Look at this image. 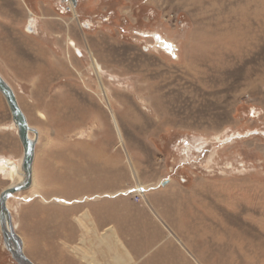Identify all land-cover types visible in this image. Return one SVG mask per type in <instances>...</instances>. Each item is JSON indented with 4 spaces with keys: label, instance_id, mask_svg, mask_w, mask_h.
Here are the masks:
<instances>
[{
    "label": "rangeland",
    "instance_id": "rangeland-1",
    "mask_svg": "<svg viewBox=\"0 0 264 264\" xmlns=\"http://www.w3.org/2000/svg\"><path fill=\"white\" fill-rule=\"evenodd\" d=\"M74 8L0 0V74L40 135L33 185L8 202L26 256L84 264L89 211L99 233L167 239V264H264V0ZM23 154L0 93V195ZM0 264H17L1 231Z\"/></svg>",
    "mask_w": 264,
    "mask_h": 264
},
{
    "label": "water",
    "instance_id": "water-1",
    "mask_svg": "<svg viewBox=\"0 0 264 264\" xmlns=\"http://www.w3.org/2000/svg\"><path fill=\"white\" fill-rule=\"evenodd\" d=\"M76 3V0H73ZM0 93L3 95L13 118L14 128L23 146L24 154L19 169L18 180L2 191L0 195V228L5 249L11 254L17 264H34L24 252L22 238L16 232L12 213L8 207L9 200L19 192L30 189L34 179V161L39 132L31 127L27 117L19 106L12 87L0 74ZM34 135L32 139L30 136Z\"/></svg>",
    "mask_w": 264,
    "mask_h": 264
},
{
    "label": "crops",
    "instance_id": "crops-1",
    "mask_svg": "<svg viewBox=\"0 0 264 264\" xmlns=\"http://www.w3.org/2000/svg\"><path fill=\"white\" fill-rule=\"evenodd\" d=\"M112 227V226H111ZM118 234L120 243L122 245V247H120V245H117V243L115 242L114 239H96L95 241H91L89 239H82L81 241V248L80 251L83 254V259L81 258L82 263L84 264H89V260L86 259V255L89 257L90 261L92 260L91 255L90 254H95V262H97L98 264H118L116 257L118 255L124 254L123 251H127L130 254V258L128 259L127 257L124 258L125 259V264H144V262H148L149 259L152 260L154 257L151 256L150 258V254L152 253H157L160 252V254L163 255V257L161 258V261H155L158 262L160 264H167V260H166V256L164 255L167 249H164V245L167 242V239H162L161 241H158L154 247H151V243H148V247L145 248L147 250H145L144 248H142L140 245H143V241L141 240V242H139V239H124L121 236V232L120 230L117 228V226H113ZM136 242V243H135ZM138 242V243H137ZM85 243V244H84ZM89 243H91V245H95V251H93V249H89L88 245ZM95 243V244H94ZM147 243V242H146ZM145 243V244H146ZM144 244V245H145ZM85 248L89 249V250H85ZM144 249V253L141 254V256L138 255L137 251H141ZM97 255V256H96ZM153 263V261H152ZM154 264V263H153Z\"/></svg>",
    "mask_w": 264,
    "mask_h": 264
},
{
    "label": "bare ground",
    "instance_id": "bare-ground-1",
    "mask_svg": "<svg viewBox=\"0 0 264 264\" xmlns=\"http://www.w3.org/2000/svg\"><path fill=\"white\" fill-rule=\"evenodd\" d=\"M72 1V11H73V14H74V16H75V18H77L78 19V15H77V12H76V10H75V6H76V3L73 1V0H71ZM70 2V1H69ZM73 3H75V4H73ZM35 23H36V20L32 17L31 19H30V22H29V25H28V31H32V30H35L34 29V26H35ZM34 32V31H33ZM70 45L72 46V47H76V43L74 42V41H70ZM79 52V55L80 56H83V54H82V52L81 51H78ZM92 57V56H91ZM92 67H93V69H94V72H95V74L96 75H98L99 76V80H100V83H101V87H102V90L101 91H103L102 93H103V95H104V97L106 98V100H107V102H108V104H110L109 102H110V100H109V97H108V93H107V90H106V88H105V86H104V84H103V82H102V76H101V69H100V66H99V64L97 63V61L93 58V62H92ZM114 116V115H113ZM117 124V123H116ZM13 129V128H12ZM40 136V135H39ZM32 139L34 138V137H32V134H31V136H30ZM7 165V164H6ZM13 165V164H12ZM9 167H13L12 169V175H13V179H14V177L15 178H17V177H19V169H18V166L17 165H14V166H11V165H8ZM17 177H16V176ZM34 180V179H33ZM34 182V181H33ZM139 186H142L143 188H142V190L144 189V190H149V187H148V189H147V187L146 186H143V185H139ZM140 189V188H139ZM141 190V189H140ZM139 190V191H140ZM139 195H142L143 193H138ZM40 195V194H39ZM35 198V197H34ZM77 221H78V223L80 224V226L85 230V232L88 234L89 232H92V233H95V236H96V238L97 239H114L115 240V242L117 243V245H120V247H122V245H121V243H120V240H119V237H118V234H117V231H116V229L112 226V227H108V229H106L104 232H102V233H99L97 230L98 229H96V226H95V223L93 222V220H92V218H91V215H90V212L89 211H86L85 213H83L79 218H77ZM0 231H1V228H0ZM85 236V235H84ZM83 239H85V237H83ZM124 252V254H121V255H118L117 257H116V259H117V262H118V264H125V259L126 258H124V255H125V257H127L128 259L130 258V254L125 250V251H123ZM91 255V258H92V260L90 261V259H89V257L86 255V259L87 260H89L88 262H89V264H98L97 262H95L94 260H95V254H90Z\"/></svg>",
    "mask_w": 264,
    "mask_h": 264
}]
</instances>
